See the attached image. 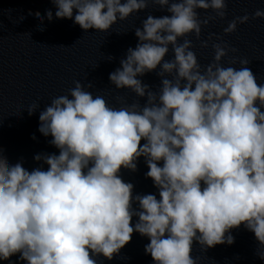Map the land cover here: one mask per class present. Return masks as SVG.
<instances>
[{
    "label": "clouds",
    "instance_id": "9594fccd",
    "mask_svg": "<svg viewBox=\"0 0 264 264\" xmlns=\"http://www.w3.org/2000/svg\"><path fill=\"white\" fill-rule=\"evenodd\" d=\"M50 2L57 19L74 18L86 32H108L150 4L170 15L149 14L134 29L135 48L109 74L115 89L135 94L132 103L110 106L88 90L91 82L74 81L48 105H28L29 116L39 110L38 131L58 154H36L40 166L30 170L0 148V261L98 264L139 233L150 241L144 250L154 264H197L194 242L202 250L231 245V231L241 225L264 249V83L247 58L221 63L238 51L221 36L201 41L202 48L213 36L221 41L211 45L213 59L204 66L187 38L200 40L202 27L224 20L228 0ZM198 10L214 15L201 18ZM34 15L41 25L53 19L51 9ZM250 19H264V9L234 17L223 33ZM170 51L173 58L165 59ZM154 71L155 89L138 78ZM141 157L159 199L133 195L134 185L122 179L121 170L136 171ZM256 255L264 260V250Z\"/></svg>",
    "mask_w": 264,
    "mask_h": 264
}]
</instances>
